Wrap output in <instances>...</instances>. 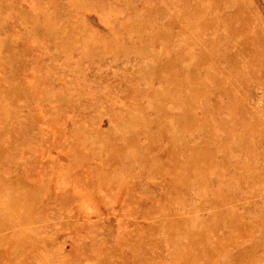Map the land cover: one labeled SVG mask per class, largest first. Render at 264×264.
<instances>
[{
    "label": "rangeland",
    "instance_id": "obj_1",
    "mask_svg": "<svg viewBox=\"0 0 264 264\" xmlns=\"http://www.w3.org/2000/svg\"><path fill=\"white\" fill-rule=\"evenodd\" d=\"M0 264H264V0H0Z\"/></svg>",
    "mask_w": 264,
    "mask_h": 264
},
{
    "label": "bare ground",
    "instance_id": "obj_2",
    "mask_svg": "<svg viewBox=\"0 0 264 264\" xmlns=\"http://www.w3.org/2000/svg\"><path fill=\"white\" fill-rule=\"evenodd\" d=\"M8 260H10V259H8Z\"/></svg>",
    "mask_w": 264,
    "mask_h": 264
}]
</instances>
